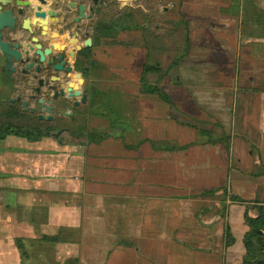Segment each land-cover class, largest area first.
Here are the masks:
<instances>
[{
    "label": "crops",
    "instance_id": "0c3cea01",
    "mask_svg": "<svg viewBox=\"0 0 264 264\" xmlns=\"http://www.w3.org/2000/svg\"><path fill=\"white\" fill-rule=\"evenodd\" d=\"M71 1L83 0H48L43 5L58 13L51 20L50 36H60L51 43L69 45L78 29L85 41L90 32L92 55L81 64L89 67L83 69L90 79L89 102L93 85L104 91L119 110L120 125L114 128L109 110L92 113L88 103L81 109L75 105L87 115L73 127L75 140L56 135L35 142L15 134L0 140V244L10 246L8 264L21 262L17 238L41 240L45 235L59 241L50 247L41 244L36 252L45 259L39 264L50 262V255L61 262L76 257L81 264H242L247 204L232 200L223 188L229 195L264 202V77L260 81L256 76V66L254 74L238 72L241 43L264 59V35L241 39V18L221 11L234 0H183L184 17L195 18H185L189 49L166 77L174 76L175 84L165 89L161 83L172 105L145 92L141 83L148 48L157 61L159 41L147 42L142 27L121 31L116 38L105 29L113 16L134 10L116 8L115 0H88L93 18L76 23L78 6L66 9ZM254 1L264 8V0ZM133 34L136 40L129 41ZM111 49L119 50L122 63H139L134 88L107 86L112 83L103 75ZM13 76L10 88L4 83L11 81L8 74L0 75L3 103L12 102V92L29 97L30 88L16 81L21 75ZM90 114L104 120L103 133L108 135L102 140L87 142L85 133L77 132L88 129ZM192 119L209 122L201 128L217 135L224 129L231 137L230 149L202 137ZM209 190L215 191L206 194ZM17 206L24 211L18 212ZM225 223L236 237L227 251Z\"/></svg>",
    "mask_w": 264,
    "mask_h": 264
},
{
    "label": "water",
    "instance_id": "95a60500",
    "mask_svg": "<svg viewBox=\"0 0 264 264\" xmlns=\"http://www.w3.org/2000/svg\"><path fill=\"white\" fill-rule=\"evenodd\" d=\"M95 1L98 4L99 0ZM47 4L48 0H40V4L34 0H0V75L8 74L11 81L4 83L10 88L14 85L13 74L34 75L36 79L40 77L37 92L40 93L42 87L48 86L54 90V98H40L37 107L25 99L23 107L25 111L39 112V119L53 120L54 99L59 95L65 100L77 98L74 105L80 109L89 103L90 79L83 76V69L89 67H82L85 54L79 55V52L93 46V37L87 31V38L82 41L84 31L78 29L69 45L59 41L51 43L60 36L58 32L50 36L51 20H55L58 13L54 9L45 10L43 5ZM77 6L79 15L73 19L74 22L93 18L94 14L87 11L88 0L71 1L66 9L71 10ZM93 9L94 6L90 8L91 11ZM95 32L99 33V27ZM70 46L73 48L69 49ZM15 100L11 99L12 102ZM62 132L60 130L57 134Z\"/></svg>",
    "mask_w": 264,
    "mask_h": 264
},
{
    "label": "trees",
    "instance_id": "16d2710c",
    "mask_svg": "<svg viewBox=\"0 0 264 264\" xmlns=\"http://www.w3.org/2000/svg\"><path fill=\"white\" fill-rule=\"evenodd\" d=\"M221 11L223 14L236 15L241 18V39L248 40L253 36L260 38L264 35V8L257 4L254 0H234L233 4L229 7H222ZM181 24L185 27V47L184 51L181 55L176 57L170 67L165 68L161 63L152 60L151 51L152 49L149 47V57L147 62L143 67V75L141 77V83L143 85V90L148 93H156L165 101L171 103L170 95L162 88L161 83L166 79L170 71L176 67L179 60L183 58L185 53L189 49L190 45V33L187 27V23L183 18ZM141 27L138 16L134 12H125L119 14L117 16H113L110 20L105 23V29L109 31L113 38H116L121 31L124 30H135ZM147 42L151 43L149 39H146ZM91 48L84 51L83 53H88V59L91 58ZM151 75L156 77V81H151ZM93 92L90 100V111L92 113L98 112L104 115L103 110H109V116L111 117V122L115 126L114 128H119L120 123V114L117 107H114V100H111L109 95H107L104 91H101L96 86H92ZM8 109L5 111H0V140H3L9 134H15L19 136L29 137V138H38L42 136H56L57 134L54 132V129L51 128L52 125L44 124L39 121V118L36 117V120H30L29 124L22 125L16 122L21 118L28 116L27 111L23 110V108L19 105V103H12L7 101ZM0 104L6 105L0 101ZM112 110V111H111ZM200 134L203 136H210L209 141H222L226 143L230 149V135H228L223 126L221 133H217L213 130H209L207 128L198 127L193 123ZM220 127V128H221ZM224 131V132H223ZM216 133V134H215ZM106 135V133L98 132V131H88L84 134L87 142L99 141L102 140ZM226 196H229L234 201H239L247 204L246 211L244 213V222L243 226L245 229L243 235V245L245 248L244 254L242 256V264H264V202L260 200H247L240 195L237 194H228V188H223ZM215 190L206 191V194L214 193ZM254 203V207L256 213H251V205ZM29 241H35L39 244H43L42 242L51 243L53 246L54 243L59 241L57 237L52 236H43L40 239H28ZM25 238H17L16 244L18 248L24 253V255H28V251L24 250L25 241H28ZM47 243V244H48ZM119 244H127L133 245L134 243L129 240H120ZM236 243V237L233 233L232 227L230 224L225 223L224 229V247L225 250ZM49 246V245H48ZM62 264H80V260L78 258H69L64 261Z\"/></svg>",
    "mask_w": 264,
    "mask_h": 264
},
{
    "label": "rangeland",
    "instance_id": "374dc122",
    "mask_svg": "<svg viewBox=\"0 0 264 264\" xmlns=\"http://www.w3.org/2000/svg\"><path fill=\"white\" fill-rule=\"evenodd\" d=\"M175 3V4H174ZM116 8L120 9H133L135 14L139 15V21L140 24H142V29L147 32L149 41H152V39H157L159 41V48H158V56L155 55V59L157 62L161 63L165 68L170 67L173 60L181 55L184 51L185 47V29L183 24H181L182 19L186 18L189 22V18L194 19V16H185L183 15V0H115ZM194 37V36H193ZM136 36L129 35L128 40L129 41H135ZM240 57H239V74L248 72L249 74H254V67L256 66V69L258 70L256 74L257 77H259L263 81L264 77V70H263V63L264 59L254 56L252 53H250V48L248 44H245L244 41L241 43L240 48ZM107 57L110 56L109 62L110 65L107 68L105 74L103 75V79L108 81L112 84H107L108 87H113L116 90L120 89H126V88H134L137 83V70L136 67L139 66V63L135 64L133 67H131V64L126 65L122 63L119 50L111 49V54L106 53ZM263 57V56H262ZM264 58V57H263ZM248 69V70H247ZM244 79H241L243 81ZM151 81L155 82L156 78L155 76L151 77ZM174 82V76H169L166 78L162 86L165 89H172ZM0 92L3 91L0 90ZM5 95L7 94L4 93ZM14 92L10 93L8 97H14ZM77 98H72V100H76ZM3 100H6V97L3 98ZM8 103L7 101L4 102V104ZM70 106V105H69ZM8 104L3 105L0 104V111H5L8 109ZM71 109V108H69ZM68 112H71V110H68ZM28 116L21 118L19 120H16L19 124L27 125L30 120L33 121L36 120V116L31 114L30 112H27ZM86 115V114H85ZM92 114L88 115L87 120L88 123L86 125L88 126V129L90 130H98L103 132L105 130L104 128V120L100 117H94L91 116ZM176 115H180L179 113H176ZM87 116V115H86ZM39 118V117H38ZM70 117L63 116L61 119L66 121L65 124H68V120ZM178 119V118H177ZM86 120V121H87ZM189 119H183L180 118V121H185ZM194 123L198 127H209V122L204 121H196V119H192ZM39 121L43 122L45 125L49 124L52 125L51 128L54 129V132L57 134L59 132L60 127L63 125L61 124H55L52 123L50 120H43L39 119ZM95 121V122H93ZM1 124V121H0ZM86 130V128H78L77 132H83L87 133L89 130ZM76 131V130H75ZM196 136V135H194ZM45 136L39 137L40 139H44ZM55 137V136H51ZM64 140H73L74 138H71L68 133H65L63 136H61ZM27 139L31 141H37L38 138H29ZM198 138H200V135H198ZM75 140V139H74ZM78 140V138L76 139ZM5 144V143H4ZM8 145L12 143H7ZM3 146V145H2ZM254 204L251 205V213H255ZM8 211V207L5 208ZM18 212H23L24 208L21 209L19 206L16 207ZM28 240V239H27ZM202 242V241H200ZM16 243V241H15ZM44 244V242H42ZM51 243H48L50 247ZM17 245V244H16ZM8 249L10 250V246L8 244ZM24 250L28 251V255H24V253L19 249V260L21 261L20 264H39L41 261H44L45 257L38 255L36 251H38L41 248V244L35 241H25L24 244ZM8 249L6 248V242L4 244H0V264H8ZM65 258V257H64ZM76 258V257H74ZM50 262H47V264H62L61 259L57 258L56 256L47 257ZM63 259V257H62ZM79 259V258H78ZM80 260V259H79ZM45 263V262H44ZM228 263V262H227ZM81 264V262H80ZM230 264V263H228Z\"/></svg>",
    "mask_w": 264,
    "mask_h": 264
},
{
    "label": "flooded vegetation",
    "instance_id": "af4514ba",
    "mask_svg": "<svg viewBox=\"0 0 264 264\" xmlns=\"http://www.w3.org/2000/svg\"><path fill=\"white\" fill-rule=\"evenodd\" d=\"M88 50V48L84 49L82 52ZM79 52V55L82 53ZM85 54V60H88V53L85 52L83 53ZM91 62V60H90ZM40 78V77H39ZM39 78H35L34 75H30V76H25V75H21L19 77H17V81L18 83L24 87V89L30 88V94L28 98H25L23 95L19 96L18 93L21 92H16L17 94H15V104L19 103L20 106L23 108V100L27 99L30 101V105L32 106H38L39 105V100L40 98H45V99H53L54 98V90H51L48 86H44L41 88V92H37L36 88L39 87ZM36 95L35 98H33L32 96ZM70 105V106H69ZM54 118L53 120H50L52 123H57V124H63L60 130H63V132L61 134H57V136H63L65 133H68L70 135L71 138H74V133H73V127L75 126V124L78 123V121L82 120L83 117L85 116L84 114H81L80 111L77 110V108H75L74 105V100H65L63 96H58L57 99H54ZM71 108V109H69ZM68 110H71V112H68ZM30 112V111H27ZM31 114H33L34 116L38 117L39 112H30ZM82 115L81 118H79V116ZM63 116L66 117H70L68 120V124H65L64 122L66 121L61 119Z\"/></svg>",
    "mask_w": 264,
    "mask_h": 264
}]
</instances>
